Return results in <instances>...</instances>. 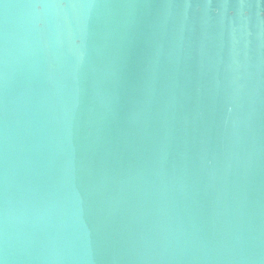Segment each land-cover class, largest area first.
Returning a JSON list of instances; mask_svg holds the SVG:
<instances>
[{
  "label": "water",
  "instance_id": "obj_1",
  "mask_svg": "<svg viewBox=\"0 0 264 264\" xmlns=\"http://www.w3.org/2000/svg\"><path fill=\"white\" fill-rule=\"evenodd\" d=\"M3 264H264V0H0Z\"/></svg>",
  "mask_w": 264,
  "mask_h": 264
},
{
  "label": "snow or ice",
  "instance_id": "obj_2",
  "mask_svg": "<svg viewBox=\"0 0 264 264\" xmlns=\"http://www.w3.org/2000/svg\"><path fill=\"white\" fill-rule=\"evenodd\" d=\"M0 264H3V262H2V261H0Z\"/></svg>",
  "mask_w": 264,
  "mask_h": 264
}]
</instances>
